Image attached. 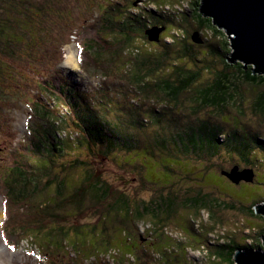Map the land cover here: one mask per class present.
I'll return each mask as SVG.
<instances>
[{
	"label": "rangeland",
	"instance_id": "rangeland-1",
	"mask_svg": "<svg viewBox=\"0 0 264 264\" xmlns=\"http://www.w3.org/2000/svg\"><path fill=\"white\" fill-rule=\"evenodd\" d=\"M58 1L60 2L56 4L58 7L65 1L69 2L67 3L68 6L66 5V8L68 7L66 16H54L53 12L50 11L49 13L51 15L48 16V19H50L49 21H43L44 19H42L40 20V23H38L39 25L34 22L29 23V31L23 32L24 35L20 33V28L16 31H8V33L14 34L13 37H15L16 45L14 47L12 46L13 53L11 55H2L0 58V63L5 65L3 73L0 68V179L2 176L9 174L8 166H10L12 162L14 163L13 157L16 155L14 147L23 139H28L31 134L28 121H31L30 126L32 128V124L35 122L32 119L35 118L31 113L32 111L29 109L30 98H37L41 101H46V99L43 100L42 93L49 91V82H52L53 87L58 90L61 81L62 83H67L71 80L74 84H80L89 96L92 98L97 97L105 102V107L109 108L108 115L113 121L115 120V123H120V125L123 124V126L127 127L132 125L129 129L134 133L135 139H144L149 134H152L154 130H160L159 133L164 134V129L166 130V128H168L167 123H170L172 127L174 126L173 131H176L177 128V131H181L188 126L198 127L201 125L202 121H206L211 125H218L221 127L222 131L219 134V140L223 145L225 144L226 135L232 139L233 133L230 132L233 131V127L241 129V126L247 129V136H250V133L258 135L259 139L264 141V114L260 113L256 108L260 102L258 98L262 92H264V86L242 83V100L239 99L237 103L233 104L229 103L226 107L220 109L215 107L202 108L196 103L195 99L197 98V93L195 88L211 80L214 71L224 68L222 59L218 54L210 56V61L207 60V64L203 63L204 61L202 62V54L205 50H210L215 47L219 52L220 42L213 34L211 36L212 32L205 29H198L197 24L193 21V2L195 3L196 0L110 1L116 3L119 1V8L123 10V13L130 15L132 13L136 14L140 9L167 10L168 12L187 14L185 18L184 15L181 16L183 20H180L182 27H178L179 31L183 30L184 34L188 37V43H193L191 35H194L195 32L199 33V38L202 37L204 39L202 43H194L195 46L193 47V53H197L196 56L199 57L200 60L187 59L185 62L183 61L184 67L187 69L196 70L199 67L202 68V78L193 88L180 96L178 103L169 101L167 102V106H165V99L167 96L160 94L146 97L143 93L138 94L139 90L137 87L139 86H135L130 81L131 73L135 71V66H137V64H135L137 63L138 54L136 47L130 49L125 54L121 53L115 56H112L110 52H106L105 58H107V61H105V58L96 59L94 57L91 58L89 54V56L84 55L82 57L83 66L80 64V61L78 60L79 46L77 45V39L73 33H76V31L81 29L84 25L93 23L97 20L99 17L97 12L99 11V4L102 0ZM80 1H82L80 4L82 9H75L73 6L76 5L74 4L76 2L79 3ZM160 3L164 6L161 7ZM201 3L202 2L200 1V5ZM40 15V13H36L34 16L35 19L39 20L38 17ZM19 17L22 19L20 21L21 29L27 30L25 25H28V23L23 20L24 18L22 16ZM43 25L45 26L46 32L49 34L44 38L40 30ZM216 27L219 28L218 26ZM73 30L76 31L72 32ZM221 30L228 38L229 36L226 31H224V29ZM166 32L167 31L164 32L163 37L165 35L167 37L166 41L169 42L171 41V38L168 33L165 34ZM105 34L106 33L103 35ZM178 34L183 38L181 32ZM114 35L115 34H112V36ZM110 36L107 35L106 38L102 36V44L109 45L112 42ZM117 36L119 37L120 35ZM206 40H208V43ZM161 42L162 41L147 44V42L144 43L141 41L137 47L140 48L141 51H145L148 47H151L152 54L156 55L163 52ZM17 44L19 45L18 47ZM179 48L181 47H176L172 50L175 57L178 56ZM7 51L9 52V50ZM72 57L76 61V67L74 68L68 64L69 58ZM110 59L112 65L108 70L101 67L99 61L108 62ZM170 61L172 62L174 60ZM207 65L208 67H206ZM89 69H91V71ZM44 81L46 82L44 84L45 90L44 88H39L38 85L40 82ZM58 90L53 91V94L55 95ZM89 96L87 95L86 97L89 98ZM51 98L52 97L49 96L50 102H52ZM49 104L53 105L52 108L56 112L62 111L69 113L70 111L68 110V106L70 105L69 102L63 98L59 99L57 104ZM155 107L160 108L161 111H156L153 116L151 111ZM160 115L163 116V121L161 120ZM138 119L143 120L145 123L144 127H134L133 120ZM69 125L68 126L71 129L72 124ZM241 132L245 134V131ZM224 133H226V135ZM73 135H75V138L80 137L82 145L77 144L79 141L78 139L74 141L71 140L77 145L72 147L69 145H72V143H68V149L65 153H56L54 156L56 162L55 164L52 163V169H50V164L48 162L46 164L40 163L39 161L42 159L39 160V158H37L38 156H35L32 160L25 158V161L27 163L29 162L28 165L26 163L28 166L26 169H29L30 167V170L35 175L40 174V170H42L41 167L46 170L50 169L55 173L57 172L56 174L59 176L62 175L64 179H67V182H65L66 185H68L66 192L69 193L72 192L71 187H75V185L78 184L77 182L83 178L86 172L91 170L94 177L96 176L106 183L111 191L109 194L113 195L125 193L128 196H133L135 199L137 198L148 201L153 199L155 194H158V196L159 194H168L171 190L174 194H176V191L183 192L182 194H186V198L192 196L197 197V194H199L198 190L201 189L203 193L211 192L212 195L218 197L220 201L232 202L238 207L242 205L251 206V204L255 202H260L257 205L255 204L256 206L264 205V163L256 160L255 166H253L256 173L253 182L243 181L240 185H236L229 177H227V175L223 176L221 171H229L236 165H239L241 169L246 168L248 166H245V164H247L248 161L244 160L240 155L227 150L224 147L225 145L222 146L219 154L214 157L206 155L202 160L195 158V156L188 158L180 157V160L183 161V163L173 164V169L171 170L173 173L172 176H169L168 180H163L162 167H169L171 156H163L160 154L159 158H151L148 155H145L142 159L141 155H138L139 152L152 150L148 146V143H145L147 146H140L138 149H134L130 152L119 150L116 147L112 153H103L97 151L99 149L95 143H93L92 150L83 147L84 144L86 145L85 140L87 139L84 130H82L80 136H78L77 133H74ZM253 135L251 137L255 140V136ZM63 137H65V133H63ZM170 142L173 146L178 145L176 136L173 138V141ZM155 149L164 152L166 147L161 144ZM170 149L173 151L171 147ZM75 159L80 160L83 164L75 166L73 163L75 162ZM208 166L213 167L211 170H208ZM47 176L48 175L43 173L42 176L34 181V183H37V201L40 203H44L48 199L52 200V197L54 196L57 197L56 192L58 193L59 190L56 183L49 186L46 184L45 177ZM73 181H75V183H72ZM218 181H220V183ZM1 182L2 181H0V188L2 184ZM213 182L218 183L215 185ZM33 187L34 185H31L29 188ZM1 190L3 189H0V264L88 263L85 260L81 263L79 259H81L83 255L77 253V250L75 249L76 247L74 250L68 247V249L64 248L65 251L61 249L47 251L45 248L42 250L41 246L37 244V247H31L32 240H28L24 237L19 240L17 239V243L14 244V250L9 249L2 238V225L7 228V223L9 224V227L18 229L20 228L23 219L28 220L27 215H30L31 213L33 216V212L31 210H26L23 203L9 200L8 206L11 211L9 214H5V211L3 210L4 196ZM188 192L190 194H187ZM114 200L113 197L110 196L105 200L106 202L99 200V203H95L94 201H91L90 198H86L85 203L81 205L82 207L79 211H77V209L73 211L71 208L72 205L69 203L62 205L63 209L61 210H59L60 208L57 204H52L50 209L53 210V212H47L45 215V222L48 227L57 225L80 228L82 226L88 229V226H85V224H88L90 227L98 222L100 217L104 215L102 210L105 205L109 203L107 201L112 202ZM54 210L58 211L55 212ZM12 214L14 218L12 217ZM97 214H99V216H97ZM217 216L221 217L224 227L220 226V229H215L206 235L209 247L206 245L200 246V244H198L201 239L200 235L204 232V227H206H203V225L214 224L211 223V213L208 210H202L198 212L197 215L191 214L189 218H184V215L182 216L181 213L180 215L178 214V216H171L168 220L169 225H167L165 231L169 236L167 241L170 242V245H173V247L170 249L168 248L167 253L174 252L178 258V253L176 252L179 250L178 246L185 244L187 246L186 252L189 260H192L197 264H206L212 261V259H209L210 255L207 248H214L215 244H222L234 235L238 236V242L240 244L254 245L255 242L259 240L260 246H253V248L248 249L254 251H260V249H262L264 251L263 213H257L256 211V215L253 216V214L250 215L244 210L223 208L217 213ZM242 219H244L245 222L242 221ZM151 220H153V215H148L147 219L138 224H134L133 222L129 224L131 229L134 227L136 229L135 233H133L136 244L144 243L146 240L148 242L154 240V236L148 234L147 231L151 228L150 225L153 224V221ZM115 222L116 223L110 222V224L107 225L110 230L116 228L115 224H117V221ZM137 228L139 230H137ZM36 229H38V227H36ZM234 230H236L237 233H235ZM7 231L9 232L8 229ZM46 231L47 229L45 232ZM230 231H232V236L228 234ZM206 232L207 231H205L204 234H206ZM19 233L21 232L19 231ZM81 234H87V230ZM79 237L82 239L81 235ZM141 237H146L147 239L140 240ZM99 239L100 238H98V240ZM121 240L123 241V237L120 233L118 241L121 242ZM139 240L140 242L137 243ZM10 241H13V239L11 238ZM43 245L47 247L45 243H43ZM71 245H73V243ZM196 246L198 249L193 250ZM79 247H82L81 243L79 244ZM155 247L158 248L157 246ZM142 248L139 249L140 251H137L139 252V255L145 257L144 261L147 264L154 261L151 256L158 259L156 249L153 251L150 246L149 249L148 247ZM120 256L121 255L119 254L118 257ZM93 258L94 257L90 259L93 260ZM121 258H123V256L119 259ZM103 261H109L111 264H116V262L109 258L104 259ZM194 262L191 263L195 264ZM235 264H238L236 259Z\"/></svg>",
	"mask_w": 264,
	"mask_h": 264
},
{
	"label": "trees",
	"instance_id": "trees-1",
	"mask_svg": "<svg viewBox=\"0 0 264 264\" xmlns=\"http://www.w3.org/2000/svg\"><path fill=\"white\" fill-rule=\"evenodd\" d=\"M110 1L111 0H102L99 4L100 8L97 12L99 17L96 21L84 25L78 31H72H76V33L73 34L79 46L78 54L80 64L83 66L82 57L84 55H90L91 58L104 59L106 57V52H110L112 56H115L121 53L125 54L130 49L136 47L138 54L137 63L135 64H137V66H135V71L131 73L130 81L135 86H139L137 87L139 90L138 94L143 93L146 97L160 94L167 96L165 99V106H167V102L169 101L178 103L180 96L198 83L202 78L203 72V69L200 67L196 70H190L185 68L183 64V61L185 62L187 59L200 60V58L196 56L197 53H193V47L195 44H199L194 41L193 34L191 35L193 43H188V37L184 34L183 30L179 31L178 29V27H182L180 20L182 21L183 19L181 16L184 15L185 18L187 14H178L176 12H168L167 10L140 9L136 14L132 13L130 15L123 13V10L119 8V1L117 3ZM200 1L201 0H196L195 3L193 2V21L197 24L198 29H205L212 32L211 36L213 34L220 42L219 52L215 47L210 50H205L202 54V62L204 61L203 63L207 64V60L210 61V56L218 54L222 59L224 68L214 71L211 80L195 88L197 93V98L195 100L199 107H215L220 109L226 107L229 103L233 104L237 103L239 99L242 100V83L264 86V70L255 68L253 64H246L241 60L237 62L233 59L232 61L230 60V57H233V48L230 39H228L229 37L227 38L224 32L215 26L210 17L203 15L200 10ZM81 2L82 1L79 3L76 2L74 4L76 6L73 7L81 10ZM58 3H60L58 0H0V58L2 55H11L13 53L12 46L14 47L16 45L15 37H13L14 34L8 33V31H16L20 28V33L24 35L23 32L29 31V23L34 22L38 24L42 19H44L43 21H49L50 19H48V16L51 15L49 13L50 11L53 12L54 16H66L68 11L66 5L68 6L67 3L69 2L65 1L61 3L59 7L56 5ZM161 4L162 3H160V5ZM162 6L164 5H161V7ZM36 13L41 14L38 17L39 20H36L34 17ZM19 16H22L24 18L23 20L28 23V25L25 23L27 30L21 29L20 21L22 19ZM153 26L165 27V30L160 35L159 41H151L146 34V31ZM40 30L43 38L49 35L44 25ZM165 31H167L165 34L168 33L171 38L169 42L166 41L167 37L165 35L163 37ZM179 32L182 33L183 38L180 37L178 34ZM104 33L106 34L103 35ZM112 34L115 35L112 36ZM107 35H111L110 39L112 42L109 45H104L101 39L102 36L106 38ZM141 41L144 43L147 42V44L162 41L163 52L156 55L152 54L151 47H148L145 51H141L140 48L137 47ZM206 42L208 43V40H206ZM18 46L17 44V47ZM176 47H181L178 50L177 57L173 55L172 51L173 48ZM7 50H9V52ZM170 60L174 61L171 62ZM105 61H107V58H105ZM99 63L101 67L107 70L112 65L111 59L108 62L99 61ZM206 67H208V65ZM0 68L3 73L5 65L0 63ZM89 70L91 71V69ZM45 83V81L40 82L38 84L39 88H44L45 90ZM49 83V91L42 93L43 100L46 99V101L30 98L29 109L32 111L31 113L35 118L32 119L35 121L32 124V128L30 126L31 121H28L31 134L28 139H23L14 147L16 153L13 157L14 163L12 162L10 166H8L9 174L2 176L0 179V181H2L0 189H3L1 191L4 196V208H6L5 214H9L11 211L8 206L9 200L23 203L26 210H31L33 212V216L31 213L27 215L28 220L23 219L18 229L9 227L7 223V228L2 225V233L5 240L12 245L24 237L28 240H32L31 247H37V244L41 246L42 250L45 248L47 251L54 249L64 250V248L68 249V247L74 250L76 247L77 253L83 255L79 260L81 263L85 260L88 262L87 264H111L109 261H103L108 258L112 259L116 264H147L144 261L145 257L139 255L137 250L142 247H148L149 249L150 246L153 251L156 249L158 255V259L151 256L154 261L150 264H192L191 262L194 261L188 259L186 252L187 246L185 244L178 246L179 250L176 251L178 253V258L174 252L167 253L168 248L170 249L173 247V245H170V242L167 241L169 236L165 231V228L169 225L168 220L171 216H178V214L180 215L181 213L182 216L184 215V218H189L191 214L197 215L198 212L202 210H208L211 213V223L214 224H208L209 226L203 225V227H206H204V230L201 228L204 232L201 235L199 234L201 239L198 244H200V246L206 245L209 247L206 235L215 229H220V226L224 227L221 217L217 216V213H219L221 209L231 208L232 210H244L250 215H256V205L260 202L252 203L251 206L242 205L238 207L232 202L220 201V199L213 196L211 192L203 193L201 189L198 190L199 194H197V197L192 196L186 198V194H182L183 192L176 191V194H174L171 190L168 194H159V196L155 194V197L148 201L135 199L133 196H128L125 193L117 195L109 194L111 191L106 183L98 177H94L91 170L86 172L75 187H71L72 192H66L68 185H66L65 182H67V179H64L62 175L59 176L56 174L57 172L55 173L50 169H52V163L55 164L56 162L54 158L56 153H65L68 149V143H72V145L69 144L72 147H75L77 144L82 145L80 137L75 138V135H73L77 133L78 136H80L82 130L85 131L87 138H85L86 140L84 139L86 145L84 144L83 147H87V149L90 150H92L93 143H95L99 149L97 151L103 153H112L116 147L119 150L130 152L134 149H138L140 146H147L145 143H148V146L152 150L139 152L138 155H141L142 159L145 155L151 158H159L160 154L163 156H171L169 167H162L163 180H168L169 176H172L173 173L171 170L173 169V164L183 163L180 157L188 158L195 156V158H199V160L205 158L206 155L214 157L219 154L224 145L227 150L240 155L244 160L248 161V163L245 164V166H248L246 168H252L254 170L253 166H255L256 160L264 163V141H261L258 135H253L250 132V136H247V129L238 125L241 126V129L233 127V131L230 132L233 133L232 139L224 133L226 136L225 144L223 145L219 140V134L222 131L221 127L218 125H211L206 121H202L201 125L198 127L188 126L181 131H177L178 128L176 131H173L174 126L172 127L170 123H167L168 128H166V130L164 129V134L159 133L160 130H154L152 134H149L144 139H135L134 133L129 129L132 125L127 127L123 126V124L120 125V123H115V120L113 121L108 115L109 108L105 107V102L97 97L92 98L89 96L80 84H74L71 80L67 83H62L61 81L58 90L53 87L52 82ZM56 90H58V92L54 95L53 91ZM87 95L89 98L86 97ZM49 96L52 97V102H50ZM61 98L69 102V113L62 111L56 112L52 108L53 105L49 104H57V101ZM258 99L260 102L256 108L260 113L264 114V92H262ZM156 111H161V109L155 107L151 111V114L154 116ZM160 118L163 121L162 115H160ZM69 124H72L71 129L69 128ZM133 125L135 128H141L145 126V123L143 120L138 119L133 120ZM241 131H245V134ZM63 133H65V137H63ZM252 135L255 136V140L252 139ZM175 136L178 145L173 146L170 141H173ZM76 139L80 142L78 141L77 144H74L71 140L74 141ZM161 144L166 147L164 152L155 149ZM170 147L175 152L171 151ZM35 156H38L37 158H39V160L42 159L39 161L42 164L48 162L50 164V169L46 170L41 167L42 170H40L41 172L39 175L33 174L30 167L26 169L29 162L27 163L25 158L32 160ZM73 163L75 166L83 164V162L81 163L80 160L76 159ZM212 167L213 166H208L207 169L211 170ZM223 172L224 170L221 171V174L224 176L225 174H223ZM43 173L48 175L45 177L46 184L49 186L56 183L59 190L58 193L56 192L57 197L54 196L52 200L48 199L46 202L40 203L37 201L38 188L36 185L37 183H34V181L42 176ZM218 182L220 183V181ZM218 182L213 183L217 185ZM242 182L243 181L236 185H240ZM72 183H75V181ZM31 185H34V187L29 188ZM187 194L190 193L188 192ZM110 196L115 200L112 202L107 201L109 203H107L102 210L104 215L100 217V222L98 221L90 227L88 224H85V226H88V229L82 226L80 228L57 225L48 227L45 222V215L47 212H53V210L50 209L52 204H57L60 208L59 210H61L63 209L62 205L69 203L72 205L71 208L73 211L76 209L79 211L82 207L81 205L85 203L86 198H90L91 201L99 203V200L104 202ZM261 210H264V206L261 207ZM54 211L56 212L58 210ZM148 215H153V220H151L153 224L150 225L151 228L147 231L148 234L154 236V240L152 242L146 240L144 243H139L140 240L147 239L146 237H141L140 240L137 241L139 244H136L133 235L136 229L135 227L131 229L129 224L131 222L138 224L147 219ZM97 216H99V214H97ZM115 221H117V224H115L116 228L110 230L107 225H109L110 222L116 223ZM242 221L245 222L244 219H242ZM36 227H38V229H36ZM45 228L47 229L46 232ZM85 230H87V234H81ZM137 230L139 229L137 228ZM19 231L23 234L19 233ZM205 231H207L206 234H204ZM234 232L237 233L236 230H234ZM120 233L123 237V241L121 240V242L118 241ZM231 233L232 231L228 234L232 236ZM80 235L82 239L79 237ZM232 237L222 244H215L214 248H207L210 255L209 259H212V261L206 264H235L236 253L239 250H250L248 248L260 246L259 240L255 242L254 245H247L240 244L238 242V236L234 235ZM11 238L13 241H10ZM98 238L100 239L98 240ZM43 243H45L49 249L45 247ZM72 243L73 245H71ZM80 243L82 247H79ZM196 249H198L197 246L193 248V250ZM119 254L123 256V258L119 259L121 257H118ZM92 257H94L93 260L90 259ZM194 263L197 264L196 262Z\"/></svg>",
	"mask_w": 264,
	"mask_h": 264
},
{
	"label": "water",
	"instance_id": "water-1",
	"mask_svg": "<svg viewBox=\"0 0 264 264\" xmlns=\"http://www.w3.org/2000/svg\"><path fill=\"white\" fill-rule=\"evenodd\" d=\"M200 10L220 29H224L232 41V61L241 60L253 64L255 68L264 70V0H201ZM165 27L153 26L146 31L151 41H159ZM198 32L193 39L202 43ZM235 38H232V35ZM235 184L241 181L252 182L255 171L252 168L240 169L238 165L229 171H224ZM258 205L257 213H263ZM264 239V236H263ZM238 264H264V251L244 250L236 253Z\"/></svg>",
	"mask_w": 264,
	"mask_h": 264
},
{
	"label": "bare ground",
	"instance_id": "bare-ground-1",
	"mask_svg": "<svg viewBox=\"0 0 264 264\" xmlns=\"http://www.w3.org/2000/svg\"><path fill=\"white\" fill-rule=\"evenodd\" d=\"M232 38H235V35L233 34L232 35ZM230 39V38H229ZM230 41H231V39H230ZM231 44H232V41H231ZM77 60V59H76ZM68 64H69V66H71V67H76V61L74 60V58L72 57V58H69V61H68Z\"/></svg>",
	"mask_w": 264,
	"mask_h": 264
},
{
	"label": "clouds",
	"instance_id": "clouds-1",
	"mask_svg": "<svg viewBox=\"0 0 264 264\" xmlns=\"http://www.w3.org/2000/svg\"><path fill=\"white\" fill-rule=\"evenodd\" d=\"M3 210L5 211V210H6V208H4V207H3Z\"/></svg>",
	"mask_w": 264,
	"mask_h": 264
}]
</instances>
